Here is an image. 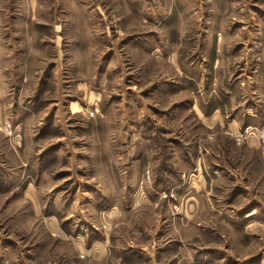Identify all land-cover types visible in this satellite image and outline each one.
I'll use <instances>...</instances> for the list:
<instances>
[{
  "label": "rangeland",
  "instance_id": "374dc122",
  "mask_svg": "<svg viewBox=\"0 0 264 264\" xmlns=\"http://www.w3.org/2000/svg\"><path fill=\"white\" fill-rule=\"evenodd\" d=\"M263 53L264 0H0V264H264Z\"/></svg>",
  "mask_w": 264,
  "mask_h": 264
},
{
  "label": "crops",
  "instance_id": "0c3cea01",
  "mask_svg": "<svg viewBox=\"0 0 264 264\" xmlns=\"http://www.w3.org/2000/svg\"><path fill=\"white\" fill-rule=\"evenodd\" d=\"M262 32V31H261ZM262 42V40H261ZM251 45L253 46V42H251ZM262 62L263 64L261 66L264 67V53L262 55ZM264 72V71H263ZM262 71H258V75H257V79H261L264 82V73ZM93 93V95H95L94 91L90 92V94L88 96H91ZM97 96V95H95ZM79 111H81V109L83 110L84 106L82 104H79ZM71 107V106H70ZM259 115H261L264 119V104L262 106V109L258 112ZM255 117V116H254ZM56 156V157H55ZM55 158H57L58 160H60L61 154H55L54 155ZM97 235V234H96ZM94 235H90L89 238L91 241V244L89 243V248H91L90 250L86 249L83 251V249L79 250L76 249L75 254L77 258H81L79 256H81L82 254H88V259L93 262V263H97V264H106L108 262H111V259H120L121 256H119V254H121V250H117L114 249L116 247L115 244H112V240L111 237L109 235H105L104 239H100L98 238L99 236ZM111 245V248L109 247ZM115 245V246H113ZM136 248V247H135ZM119 251V252H118ZM119 253V254H118ZM81 254V255H80ZM114 263V261H113ZM117 263V262H116Z\"/></svg>",
  "mask_w": 264,
  "mask_h": 264
},
{
  "label": "built area",
  "instance_id": "2783aa9c",
  "mask_svg": "<svg viewBox=\"0 0 264 264\" xmlns=\"http://www.w3.org/2000/svg\"><path fill=\"white\" fill-rule=\"evenodd\" d=\"M262 141H263V143H264V136H262Z\"/></svg>",
  "mask_w": 264,
  "mask_h": 264
}]
</instances>
